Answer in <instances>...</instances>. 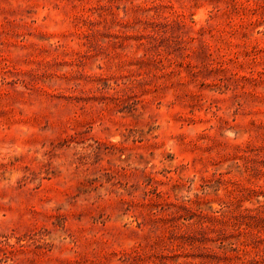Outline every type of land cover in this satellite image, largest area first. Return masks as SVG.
<instances>
[{
    "label": "rangeland",
    "instance_id": "374dc122",
    "mask_svg": "<svg viewBox=\"0 0 264 264\" xmlns=\"http://www.w3.org/2000/svg\"><path fill=\"white\" fill-rule=\"evenodd\" d=\"M0 264H264V0H0Z\"/></svg>",
    "mask_w": 264,
    "mask_h": 264
}]
</instances>
